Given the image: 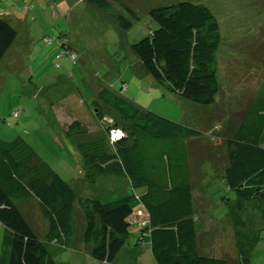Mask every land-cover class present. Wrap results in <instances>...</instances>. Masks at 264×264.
<instances>
[{
    "label": "trees",
    "instance_id": "trees-1",
    "mask_svg": "<svg viewBox=\"0 0 264 264\" xmlns=\"http://www.w3.org/2000/svg\"><path fill=\"white\" fill-rule=\"evenodd\" d=\"M107 11L121 30L132 27L126 15L136 13L120 0H83ZM156 27L129 44L142 68L172 94L192 103L215 105L222 87L218 76L221 29L211 9L182 0L148 9ZM17 35L0 15V59ZM123 85V84H122ZM100 88L89 103L95 119L105 121L102 107L120 120H106L104 136L76 143L83 162V180L126 177L140 194L110 201L80 196L26 141L0 139V226L4 227L0 264H57L47 242L68 247L72 238L87 245L95 260L111 262L129 236V216L139 202L147 218L139 223V242L148 241L156 264H230L227 259L199 252L198 225L190 139L200 131L139 107L134 99ZM237 111L231 136L223 139L226 164L219 177L235 199L227 203L238 264H250L251 253L264 230V88ZM88 104V105H89ZM122 122V123H121ZM87 128L75 119L66 135H83ZM120 132L112 139L111 132ZM37 207L46 222L43 240L33 221ZM46 241V242H45Z\"/></svg>",
    "mask_w": 264,
    "mask_h": 264
},
{
    "label": "rangeland",
    "instance_id": "rangeland-1",
    "mask_svg": "<svg viewBox=\"0 0 264 264\" xmlns=\"http://www.w3.org/2000/svg\"><path fill=\"white\" fill-rule=\"evenodd\" d=\"M120 1L138 16L134 19L111 2L114 10L132 21L128 30H121L109 12L83 0H0V15L17 32L0 61V139L26 141L80 196L105 202L136 195L138 188L132 189L126 177L102 176L94 184L86 183L84 162L76 149L78 141L104 136L106 120H120L108 107H102L104 122L95 119L89 103L96 92L100 88L117 92L122 84L127 85L123 96L137 99L139 107L201 132L188 142L199 252L217 256L223 242L230 264H235L233 241L227 233L216 236L209 217L225 226L227 203L235 194L219 177L226 164L222 141L236 128L235 113L264 88V0H186L208 6L221 29L218 76L222 92L217 103L209 106L192 103L157 84L129 48L156 27L149 8L182 0ZM75 119L88 130L68 136L67 124ZM33 211L37 231L45 240L46 222L35 205ZM146 218V209L134 203L128 218L129 236L122 254L112 262L93 259L86 252L87 245L74 238L69 247L47 245L57 264H156L148 241H138L139 223ZM3 234L0 226V251ZM263 251L264 230L250 264H264Z\"/></svg>",
    "mask_w": 264,
    "mask_h": 264
},
{
    "label": "crops",
    "instance_id": "crops-1",
    "mask_svg": "<svg viewBox=\"0 0 264 264\" xmlns=\"http://www.w3.org/2000/svg\"><path fill=\"white\" fill-rule=\"evenodd\" d=\"M13 44V43H12ZM11 44V45H12ZM10 48L11 47H9V49L7 50V52L3 55V57L0 59V61L1 60H3V58L6 56V54L8 53V51L10 50ZM121 87V86H120ZM120 87L118 88V90L120 89ZM122 89L123 90H126L127 89V85H122ZM135 101H137V99H134ZM141 108H144V109H147L148 110V108H146V106H141ZM179 121H181V120H179ZM126 183V182H125ZM70 184V183H69ZM71 185V184H70ZM72 186V185H71ZM73 188V187H72ZM74 189V188H73ZM143 189L144 188H139L138 190L139 191H137V194H140L142 191H143ZM75 190V189H74ZM227 207H228V205H227ZM209 219H210V223L212 222V224L213 225H215L216 227L213 229V230H215L216 232H215V235L217 236V232L219 233L218 235H221V236H223L225 233H227V235H229L230 236V240H232L233 241V251H234V248H235V250H236V246H235V240H234V233H233V227H232V223H231V218H230V214H229V207H228V210L225 212V215H224V219H223V222L222 223H224L225 224V226H221V225H219L220 223H219V220H213V217H212V219H211V216L209 217ZM225 220V221H224ZM221 221V220H220ZM44 226H45V228H46V225L44 224ZM232 238V239H231ZM219 239H221L222 241H223V237H221V238H219ZM73 238L70 240V244L71 245H73ZM229 243V242H228ZM69 247V246H68ZM122 249H124V247L122 248ZM121 249V250H122ZM218 249H219V252H218V254H217V257H223V258H225V259H227V261L230 263V260H229V258L227 257V249H225V244H223V242L218 246ZM231 249V248H230ZM119 251L118 252V254H122V251ZM232 250V249H231ZM86 252H87V250H86ZM262 253H264V251L262 252ZM117 254V255H118ZM236 254H237V250H236ZM117 257V256H116ZM115 257V258H116ZM115 258L112 260V261H114L115 260ZM237 259H238V254H237V257H236ZM111 261V262H112ZM235 262V264H238V261L236 260V261H234ZM237 262V263H236Z\"/></svg>",
    "mask_w": 264,
    "mask_h": 264
},
{
    "label": "clouds",
    "instance_id": "clouds-1",
    "mask_svg": "<svg viewBox=\"0 0 264 264\" xmlns=\"http://www.w3.org/2000/svg\"><path fill=\"white\" fill-rule=\"evenodd\" d=\"M115 133V136L113 137V139H115V138H118L119 137V135H120V132H114Z\"/></svg>",
    "mask_w": 264,
    "mask_h": 264
},
{
    "label": "built area",
    "instance_id": "built-area-1",
    "mask_svg": "<svg viewBox=\"0 0 264 264\" xmlns=\"http://www.w3.org/2000/svg\"><path fill=\"white\" fill-rule=\"evenodd\" d=\"M114 136H115V133H114V131H112V132H111V137H112V139H113Z\"/></svg>",
    "mask_w": 264,
    "mask_h": 264
}]
</instances>
